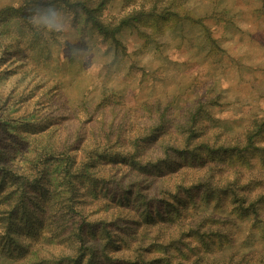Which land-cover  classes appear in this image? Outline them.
<instances>
[{"label":"rangeland","instance_id":"rangeland-1","mask_svg":"<svg viewBox=\"0 0 264 264\" xmlns=\"http://www.w3.org/2000/svg\"><path fill=\"white\" fill-rule=\"evenodd\" d=\"M77 1L111 28L142 16L105 37ZM256 120L264 0H0V218L22 197L48 218L13 233L26 257L0 250V264L72 255L54 229L71 199L98 235L108 226L107 240L86 231L99 264H264V135L246 149ZM137 147L158 167L113 159ZM6 230L0 220L1 244Z\"/></svg>","mask_w":264,"mask_h":264},{"label":"trees","instance_id":"trees-1","mask_svg":"<svg viewBox=\"0 0 264 264\" xmlns=\"http://www.w3.org/2000/svg\"><path fill=\"white\" fill-rule=\"evenodd\" d=\"M66 2H69V0H63ZM76 6L80 5L79 7L86 13L87 15V20L91 23V27L94 31L100 33L101 35L105 37H113L115 36V31L119 29V26H124V25H129L131 21L137 20L140 21L142 15H129L125 18H123L115 28H111L110 26L106 25L103 23V21L99 18L98 16V8H91L89 6H86V3L83 1H77ZM114 38V37H113ZM255 129L247 132L246 138L248 141V146L246 149L249 147L254 146L255 140L260 136L264 135V120H256L255 122ZM255 147V146H254ZM205 149L207 150L208 153H212L213 150L210 149L209 147L205 146ZM255 149L260 151L264 155V148H260L258 146L255 147ZM140 152V148L137 147L136 151L134 152H128L127 154L123 155L121 158L116 159L114 156L113 159L117 162H124L127 166H129L132 170L137 169L142 172L146 171H151L149 168L151 166L158 167V163H148L146 161H141L139 160L138 153ZM189 153V152H188ZM119 155V154H118ZM192 157H195V153L191 154ZM121 156V155H120ZM199 157V156H198ZM121 159V160H120ZM7 175H4L2 177V181L5 182V177L7 176L8 178L10 177L13 181L15 179V175L8 174V171H6ZM3 182V184H4ZM34 182L28 181L25 179L24 185L28 189L29 184H33ZM69 186H72L73 182L72 180H68ZM1 182H0V189L2 190L1 187ZM37 185V183H34L33 186ZM3 191V190H2ZM40 191V190H39ZM28 192V190H27ZM131 190L129 188H123L122 189V198L124 197H130ZM142 197V201L144 205L147 207L145 208V215L150 216L151 215V202L150 200L146 199L145 197ZM43 198H48L46 194H43ZM121 198V199H122ZM5 197L3 196V198ZM12 199V198H11ZM10 200V199H9ZM183 201V200H182ZM34 203H37V200H34ZM186 206V203H184ZM68 209L72 211V215L74 216H69V210L66 211V213L62 214L61 218L63 219L64 223L57 224V226H54V229H58V232L62 233L66 231H69L66 235L65 241L67 240L73 245V254H64L61 256H58L56 258H52V260H42L40 262H34L31 264H99V260H96L98 257L99 249L97 248L96 245L92 244H87L86 240L88 239L87 237V232L89 231L93 237H98L100 236L102 240H107L108 239V226L106 225V222H103L100 227H104L102 231L106 232L105 234H100L98 235L95 232V224H91L92 222L86 221L85 215L83 214V211L79 210L78 208H75L73 205V199H71V202L68 203ZM40 213H39V212ZM154 211L155 213H159V217H163L164 214H162L160 208L158 206H154ZM178 213L179 210H176ZM4 213V212H3ZM176 213V214H177ZM47 213L44 212V209H36L32 208V206L29 204L28 199L25 198H20V201L18 204L13 206L9 211H6L3 216H1L0 220L2 221L3 224H7L9 230H6V234L9 236V239L4 243H0V250L1 252L9 255L10 257H16L19 259H24L25 256V251L27 250V247L21 246L18 239L14 238L12 236L13 233L19 232L21 230H26V231H33L37 232V225L39 224H44L45 221H48L47 218ZM59 214H61L59 212ZM104 224V225H103ZM105 225L107 227H105ZM94 227V228H93ZM64 234V233H63ZM98 235V236H96ZM205 233L200 232L198 230L195 231V233L190 234V236H195L201 243H203L207 248H210L209 245V240L204 238ZM185 237H188V232L184 234ZM29 249V248H28ZM28 251V250H27ZM26 261V260H25ZM165 264H170L168 260L164 262ZM23 264H28L24 262Z\"/></svg>","mask_w":264,"mask_h":264}]
</instances>
